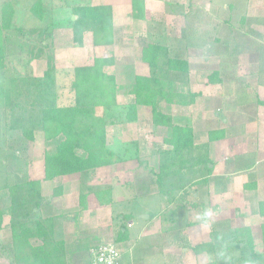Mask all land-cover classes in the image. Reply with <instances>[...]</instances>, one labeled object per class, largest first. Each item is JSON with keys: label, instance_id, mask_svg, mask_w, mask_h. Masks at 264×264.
<instances>
[{"label": "rangeland", "instance_id": "374dc122", "mask_svg": "<svg viewBox=\"0 0 264 264\" xmlns=\"http://www.w3.org/2000/svg\"><path fill=\"white\" fill-rule=\"evenodd\" d=\"M17 1L21 7L25 3L26 9L35 2ZM42 1L45 17L62 26L54 28L52 34H43L26 21V11L18 25L31 33L28 67L15 60L3 71L8 77L27 78L22 83L23 96L17 101L26 109L32 102L34 110H38L40 97L45 106L67 104L71 100L69 73L75 67L92 65L95 59H114V66L103 70L110 75L121 73L122 82L131 76L129 68L134 69L135 75L147 74V65L140 61L141 46L158 41L162 32L178 39L184 26L192 22L200 36L206 34L211 37L209 41L218 40L211 47L213 53L207 48L185 50L189 80L172 85L173 94L181 96L176 104L161 105L162 112L170 115L175 125L193 130L195 147L186 157L208 158L211 171L189 167L176 177L172 187L175 202L162 198L157 192L155 174L162 162L158 153L167 148L163 139L169 129L153 126L150 108L140 107L135 122L109 124L106 128L109 146L137 142L138 159L96 169L85 182L78 174L43 181V153L50 148V142H44L37 131L34 140L27 142L25 152L20 145L10 149L4 138L5 118L0 107V210L9 199L6 184L22 174L28 180L41 182L45 201L34 211L35 218L53 219L51 237L65 250L67 246L76 250L78 246L93 248L101 242H115L120 254L126 253L125 258L128 255L133 264L141 262L146 246L152 263L209 264L212 254L196 253L194 247L209 242L213 231L224 234L227 240L235 228L249 225L254 253L264 262V215L259 214V205L264 203V106L256 103L259 97L264 98V0H146L150 13L145 21L129 17L127 7L101 4L111 0ZM76 5L110 6L112 45L94 46L90 33L84 34L82 47L73 45L72 31L64 20L77 19L71 15V8ZM14 37L11 35L9 41ZM14 58L16 54L9 56ZM219 68L223 69L221 83L208 82L207 77ZM50 77L54 84L47 83L49 87L42 94L40 83ZM118 101L122 104L123 98L118 97ZM223 130L224 138L217 139ZM241 167L253 170L244 176L237 172ZM253 181L255 186L246 188ZM56 189L60 190L58 194ZM107 189H111L113 202L99 206L95 195ZM9 223L10 216L5 213L0 227V264H12ZM121 228H125L123 241L119 238ZM29 243L36 247L42 241L33 237Z\"/></svg>", "mask_w": 264, "mask_h": 264}, {"label": "trees", "instance_id": "16d2710c", "mask_svg": "<svg viewBox=\"0 0 264 264\" xmlns=\"http://www.w3.org/2000/svg\"><path fill=\"white\" fill-rule=\"evenodd\" d=\"M19 4L17 0L0 2V107L5 118L4 138L10 149L20 145L22 152H25L27 142L34 140V132H40L44 142H50V148H46L43 153V181L78 174L85 182L96 169L138 159L140 149L137 142L109 146L106 142V128L109 124L135 122L137 109L140 107L150 108L153 126L169 129L168 136L163 139L167 148L158 153L162 162L155 174L157 192L162 198L165 197L169 203L175 202L172 187L178 180L176 177L183 175L189 167H203L211 171L208 158L186 157L195 147L193 130L175 125L172 117L162 112L161 105L176 104L181 96L173 94L172 85L175 82L187 83L189 80L190 67L185 50L194 47L207 48L209 53H213L211 47L218 43L216 38L209 41L210 36H200L188 20L191 24L184 26L180 38L168 37L162 32L158 41L141 46L140 61L148 67L147 76L133 75L122 82L119 80L121 73L114 72V75H110L103 70L114 66V59H95L92 65L75 67L69 73L71 100L67 104L50 103L45 106L40 97L38 110H34L32 102L26 109L17 101L23 96L22 83L27 78L15 75L8 77L3 73L15 60L23 67H28L30 61L26 58L31 33L18 23L28 11L26 21L43 34H52L54 28L62 25L51 17H45L42 0H35L27 9L24 8L25 3L22 7ZM110 11V6L76 5L71 8V15L77 19H65L64 22L72 31L73 45L82 47L86 33L92 35L94 46L112 45ZM131 17L135 21L145 20L143 0H131ZM13 34L14 40L9 41ZM13 54H16V58L9 59ZM222 70L219 68L212 72L207 81L221 83ZM129 71L132 69L129 68ZM41 82L39 91L42 94L49 87L47 83L50 86L54 84L51 77L50 80ZM24 96L26 98L27 94ZM118 97L123 98L122 104H119ZM193 99L191 95L192 102ZM256 103L264 106V101L256 100ZM98 110L100 114L96 113ZM212 135L209 133L210 139H214ZM216 136L217 139L224 138V130ZM22 165L25 168L24 162ZM14 180L5 186L9 199L6 207L0 210V227L3 215L8 213L10 216L12 264H61L65 252L62 244L56 243L51 237L55 225L53 219L35 218L34 215V211L45 201L41 196V182L28 180L22 174H17ZM254 181L246 188L255 186ZM59 189L55 190L57 194L61 190ZM95 196L99 206L113 202L111 189L101 190ZM81 201L84 203V196H81ZM259 209V214L264 215V203L259 205ZM124 233L125 228H121V241ZM33 237L42 241L41 246H31L29 239ZM261 238L264 247V226L261 227ZM112 243L117 246L115 242ZM194 248L196 253L212 254L213 260L209 264H264L254 253L249 227L235 228L227 240L224 234L213 231L209 242ZM90 260L89 253V262Z\"/></svg>", "mask_w": 264, "mask_h": 264}, {"label": "crops", "instance_id": "0c3cea01", "mask_svg": "<svg viewBox=\"0 0 264 264\" xmlns=\"http://www.w3.org/2000/svg\"><path fill=\"white\" fill-rule=\"evenodd\" d=\"M143 1H144V4L147 3L146 0H143ZM152 1L158 3V1H155V0H152ZM94 2H98V1L95 0ZM101 4L102 5H110L113 8L114 7H118V8L127 7L128 11H129L128 15H129V17H131V0H111L110 2L102 1ZM145 11H146L145 12V20H146L147 19V15H149V13H150L148 11L147 4H146V10ZM119 44H121V43H119ZM99 48H104V47H99ZM132 66H133V64H132ZM133 74L135 75L134 69L132 68V74H131L130 78L133 77ZM137 75H139V74H137ZM147 75H148V72H147V74H143V75H140V76H147ZM256 93H258V95L261 96V92L258 91ZM258 99L260 101H264V98L259 97ZM250 101H252V100H250ZM252 170H253L252 168L247 169L245 167V168L242 169V167H241V168L238 169L237 172H241V174H244V176H247V174L251 173ZM242 179L244 180L245 177L242 178ZM226 180H228L229 182L233 181V180H230L229 178H226ZM243 183H245V180L243 181ZM85 219H86V217H84V219L81 220V223L83 225L85 224V221H86ZM129 225H130V228H132L133 223L131 221H129ZM242 227H249V225L242 226ZM101 243H103V242H101ZM101 243H98V244H101ZM98 244H96V245H98ZM90 249H91V245L90 246H84L83 248L78 246V249L76 248V250H75V248L70 249L67 246L66 250L64 249V252H65L64 257L61 258V261H62L61 264H89V250ZM125 255H126V253H122L121 254L120 264H133L132 261H131V258H129L128 255L126 256L127 258H125ZM141 256H142L141 257L142 260H141V262L139 264H156L157 263V262L152 263L151 259L148 258L149 257V247L148 246H146V251H144L141 254Z\"/></svg>", "mask_w": 264, "mask_h": 264}, {"label": "built area", "instance_id": "2783aa9c", "mask_svg": "<svg viewBox=\"0 0 264 264\" xmlns=\"http://www.w3.org/2000/svg\"><path fill=\"white\" fill-rule=\"evenodd\" d=\"M89 264H120L121 254L113 243H101L89 250Z\"/></svg>", "mask_w": 264, "mask_h": 264}]
</instances>
